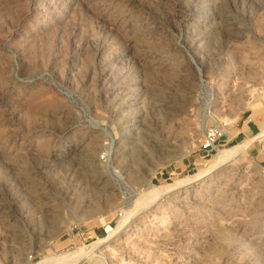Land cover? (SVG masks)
<instances>
[{"label": "rangeland", "instance_id": "rangeland-1", "mask_svg": "<svg viewBox=\"0 0 264 264\" xmlns=\"http://www.w3.org/2000/svg\"><path fill=\"white\" fill-rule=\"evenodd\" d=\"M263 88L264 0H0V264H264Z\"/></svg>", "mask_w": 264, "mask_h": 264}, {"label": "bare ground", "instance_id": "bare-ground-1", "mask_svg": "<svg viewBox=\"0 0 264 264\" xmlns=\"http://www.w3.org/2000/svg\"><path fill=\"white\" fill-rule=\"evenodd\" d=\"M264 136V131H261L255 138L245 142L242 145H238V146H234L232 148L220 151L218 153V156L216 157V159L210 164L209 169H205L200 171L197 175H195L194 177L191 178V180L193 179H199L200 177H202L206 172L220 166L221 164H224L225 162H227L228 160L233 159L237 154L242 153L247 147L248 145L254 141L257 138H260ZM126 217L124 220H122L116 227L114 228H109L106 230L107 233V237L103 238V239H99L98 242L102 243L105 240L112 238L113 236H115L117 234V232L123 227V225L126 223L127 221ZM94 244V243H93ZM95 245V244H94ZM80 253H83V250L80 251ZM77 257H79L78 253L77 254H62L61 256H57L55 259L49 258L46 260L41 261L39 264H44L47 261L48 262H57L58 264H70L71 262L75 261L77 259Z\"/></svg>", "mask_w": 264, "mask_h": 264}, {"label": "built area", "instance_id": "built-area-1", "mask_svg": "<svg viewBox=\"0 0 264 264\" xmlns=\"http://www.w3.org/2000/svg\"><path fill=\"white\" fill-rule=\"evenodd\" d=\"M262 95L264 97V88L262 90ZM222 132L218 131V129H209L205 132L200 150L204 153L211 154L213 152H218L220 145L219 142L222 138ZM107 158V155L104 153L100 156L101 161H105ZM121 217V215H119Z\"/></svg>", "mask_w": 264, "mask_h": 264}]
</instances>
